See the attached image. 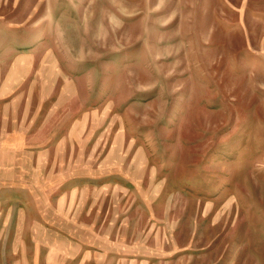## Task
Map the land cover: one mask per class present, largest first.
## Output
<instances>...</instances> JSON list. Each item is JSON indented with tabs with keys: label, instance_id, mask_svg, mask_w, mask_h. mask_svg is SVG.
Wrapping results in <instances>:
<instances>
[{
	"label": "rangeland",
	"instance_id": "rangeland-1",
	"mask_svg": "<svg viewBox=\"0 0 264 264\" xmlns=\"http://www.w3.org/2000/svg\"><path fill=\"white\" fill-rule=\"evenodd\" d=\"M0 264H264V0H0Z\"/></svg>",
	"mask_w": 264,
	"mask_h": 264
}]
</instances>
